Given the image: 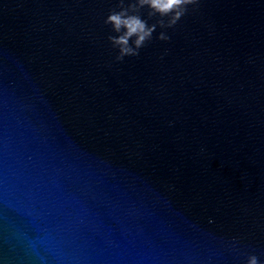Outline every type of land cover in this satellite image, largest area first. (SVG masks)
Listing matches in <instances>:
<instances>
[{
	"label": "water",
	"instance_id": "1",
	"mask_svg": "<svg viewBox=\"0 0 264 264\" xmlns=\"http://www.w3.org/2000/svg\"><path fill=\"white\" fill-rule=\"evenodd\" d=\"M122 10L154 26L124 55ZM251 257L264 264V0H0V264Z\"/></svg>",
	"mask_w": 264,
	"mask_h": 264
},
{
	"label": "clouds",
	"instance_id": "2",
	"mask_svg": "<svg viewBox=\"0 0 264 264\" xmlns=\"http://www.w3.org/2000/svg\"><path fill=\"white\" fill-rule=\"evenodd\" d=\"M193 2L194 0H137V6L148 5V7L154 11L164 14L174 8H179L180 5ZM130 7H132V5H130ZM180 15L181 12L176 11L174 19L178 18ZM108 22L113 24V28L116 31H119L121 27L125 29L124 34L114 40L115 44L121 45V55L131 52V50L126 47L129 36L136 35L134 43L139 47L140 44L150 36L154 27H146L144 21L140 20L138 16L127 15L124 10L120 13L110 14ZM248 264H257L255 257H251Z\"/></svg>",
	"mask_w": 264,
	"mask_h": 264
}]
</instances>
